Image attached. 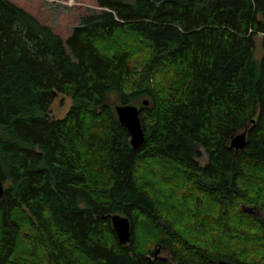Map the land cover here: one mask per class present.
Masks as SVG:
<instances>
[{"label":"trees","instance_id":"16d2710c","mask_svg":"<svg viewBox=\"0 0 264 264\" xmlns=\"http://www.w3.org/2000/svg\"><path fill=\"white\" fill-rule=\"evenodd\" d=\"M97 3L64 41L0 0V264H264V0Z\"/></svg>","mask_w":264,"mask_h":264},{"label":"rangeland","instance_id":"374dc122","mask_svg":"<svg viewBox=\"0 0 264 264\" xmlns=\"http://www.w3.org/2000/svg\"><path fill=\"white\" fill-rule=\"evenodd\" d=\"M10 2L23 8L33 15L40 23L50 27L64 41H67L72 35L74 29L81 24L83 17L93 13L100 12L98 0H9ZM262 36L258 37L256 58L262 57V48L260 41ZM73 106L71 97L59 95L49 113L51 119H63ZM258 216L263 217L261 213L255 211ZM160 252L156 259L171 260L168 251L156 247ZM153 251V252H154Z\"/></svg>","mask_w":264,"mask_h":264},{"label":"water","instance_id":"95a60500","mask_svg":"<svg viewBox=\"0 0 264 264\" xmlns=\"http://www.w3.org/2000/svg\"><path fill=\"white\" fill-rule=\"evenodd\" d=\"M144 105H149L148 101H144ZM119 122L126 127L130 135V143L133 149L138 150L145 142V131L141 119V111L135 105H117L115 107ZM231 147L236 151H243L246 148V133H242L236 136L232 142ZM4 196V183L0 180V199ZM248 213H255V208H248ZM112 227L116 233L117 239L121 245H129L132 241L131 223L127 217L119 214L111 217ZM160 251L156 249L153 255H156ZM166 259H161L165 261ZM220 264H230L225 261H221Z\"/></svg>","mask_w":264,"mask_h":264},{"label":"bare ground","instance_id":"6f19581e","mask_svg":"<svg viewBox=\"0 0 264 264\" xmlns=\"http://www.w3.org/2000/svg\"><path fill=\"white\" fill-rule=\"evenodd\" d=\"M206 240V239H205Z\"/></svg>","mask_w":264,"mask_h":264}]
</instances>
